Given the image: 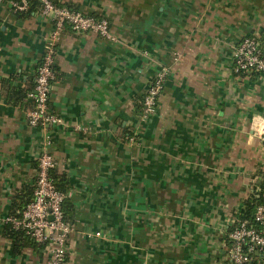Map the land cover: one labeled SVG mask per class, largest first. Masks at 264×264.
I'll use <instances>...</instances> for the list:
<instances>
[{
	"label": "crops",
	"instance_id": "0c3cea01",
	"mask_svg": "<svg viewBox=\"0 0 264 264\" xmlns=\"http://www.w3.org/2000/svg\"><path fill=\"white\" fill-rule=\"evenodd\" d=\"M53 1L107 20L112 37L58 34L41 5L0 0V264L50 257L6 234L45 150L72 205L66 264H226L230 231L264 184V74L233 68L244 38L264 44V0ZM55 35L49 108L63 124L31 126L28 96Z\"/></svg>",
	"mask_w": 264,
	"mask_h": 264
},
{
	"label": "built area",
	"instance_id": "2783aa9c",
	"mask_svg": "<svg viewBox=\"0 0 264 264\" xmlns=\"http://www.w3.org/2000/svg\"><path fill=\"white\" fill-rule=\"evenodd\" d=\"M16 12L29 8L30 1L41 4V13L52 16L57 32L69 26L74 32H93L104 38H111L107 20L85 15L79 11L62 7L53 0H22L20 3L9 0ZM55 40L47 44L38 66L35 87L29 94L33 108L28 111L31 126H51L63 124L62 119L49 108L52 85L56 78ZM233 68L236 74H264V44L258 36H248L235 48ZM167 69H161L152 80L143 101L142 119L146 120L156 113L158 100L163 93ZM256 132L264 135V121L259 120ZM53 156L46 150L38 161V171L33 199L19 216H11L7 221L16 229H22L26 235L38 244H44L50 254L46 264H66L67 242L72 231L65 220L64 204L67 195L56 189L51 178L55 168ZM100 236V234H96ZM231 244L227 248L226 264H264V203L256 207L252 221L239 220L230 231Z\"/></svg>",
	"mask_w": 264,
	"mask_h": 264
},
{
	"label": "trees",
	"instance_id": "16d2710c",
	"mask_svg": "<svg viewBox=\"0 0 264 264\" xmlns=\"http://www.w3.org/2000/svg\"><path fill=\"white\" fill-rule=\"evenodd\" d=\"M13 1L20 3L22 0H13ZM40 5H41L40 2H38V1H30L29 8L27 9V11L28 12H32V11L35 10V7L36 6L39 7ZM142 107H143V105H142ZM51 178H52V175H51ZM53 181H54V185H55L56 189L59 190V191H61L60 186L55 182L54 179H53ZM61 192H63V191H61ZM31 200H29V202ZM262 203H264V184L262 185V188H261V191L260 192H254V194H252L251 199L247 202V208L243 211V216H241L240 219L241 220H249V221H252L253 218H254V213H255L256 207L258 205L262 204ZM71 207H72L71 203L65 201V204H64V208L63 209H64L65 220L67 222L69 220V214L71 212V210H70ZM22 210H21V212H22ZM17 216H19V214H17ZM6 234L13 240V243L14 244H16V245L19 244L20 247H22V246L23 247L24 246H33L34 247L35 246L37 249L39 248L42 251L45 248V245L44 244H38V243L34 242L33 240H31L26 235V233H25L24 230H22V229H16L10 223L6 227Z\"/></svg>",
	"mask_w": 264,
	"mask_h": 264
},
{
	"label": "rangeland",
	"instance_id": "374dc122",
	"mask_svg": "<svg viewBox=\"0 0 264 264\" xmlns=\"http://www.w3.org/2000/svg\"><path fill=\"white\" fill-rule=\"evenodd\" d=\"M157 73H158V72H157ZM157 73H156V74H157ZM155 76H156V75H155Z\"/></svg>",
	"mask_w": 264,
	"mask_h": 264
}]
</instances>
